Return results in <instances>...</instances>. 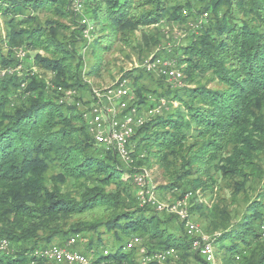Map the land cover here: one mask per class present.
<instances>
[{
	"label": "trees",
	"instance_id": "obj_1",
	"mask_svg": "<svg viewBox=\"0 0 264 264\" xmlns=\"http://www.w3.org/2000/svg\"><path fill=\"white\" fill-rule=\"evenodd\" d=\"M85 14L91 40L71 0H0V264H66L36 252L76 235L91 264H139L135 236L148 253L175 248V264L202 261L177 215L141 204L134 175L155 167L156 190L169 203L189 196L221 264H264V0H86ZM191 21L184 41L154 52L163 24ZM116 49L183 74L173 87L120 68L99 89L129 80L138 114L165 102L135 129L130 163L96 143L85 117L87 77Z\"/></svg>",
	"mask_w": 264,
	"mask_h": 264
},
{
	"label": "built area",
	"instance_id": "obj_2",
	"mask_svg": "<svg viewBox=\"0 0 264 264\" xmlns=\"http://www.w3.org/2000/svg\"><path fill=\"white\" fill-rule=\"evenodd\" d=\"M71 7L75 14L80 17L79 22L83 27L84 37L91 40L93 26L85 14L86 0H71ZM183 14L187 15L188 13L184 11ZM207 17L208 13H204L201 21L206 20ZM193 27L197 28L198 24H193ZM20 55L23 57L24 53L22 52ZM141 66L147 72L163 76L168 81L182 83L183 74L181 70L169 59L150 56L143 61ZM70 95L71 92H67V96ZM92 99L94 102L85 117L96 143L112 150L125 163H130L128 145L135 129L143 125L149 117L160 113L165 102L162 101L158 107L138 114L136 107L130 108V101L134 99V95L126 79L114 88L104 91L94 90ZM149 178L147 170L134 175V182L138 187V198L142 205L151 204L158 211L175 214L184 222L187 235L193 238L192 250L197 252L202 259L200 262L187 261L185 264H220L215 245L210 241L211 237L205 234L200 225L190 217L187 207L189 196L175 203L161 202L156 199L154 192L149 188ZM82 240L80 235H76L71 237L64 246L52 245L36 253L55 263L91 264L89 258L74 249L75 245ZM0 246L5 250L8 248V243L3 241ZM135 247L139 249V264H175V261L179 260L178 251L175 248L148 253L147 249L142 246V239L139 236L133 237L127 244L128 249Z\"/></svg>",
	"mask_w": 264,
	"mask_h": 264
},
{
	"label": "rangeland",
	"instance_id": "obj_3",
	"mask_svg": "<svg viewBox=\"0 0 264 264\" xmlns=\"http://www.w3.org/2000/svg\"><path fill=\"white\" fill-rule=\"evenodd\" d=\"M193 22L194 21H191L190 23H188L187 27H184V28H179L177 26L171 27L167 24H163L161 26V30H163V33L165 34V39H164L163 45L157 46L154 52H156L161 47L163 48L168 47V49H170L174 44H179L180 42L184 41L187 34L191 32V28L193 27V24H194ZM126 52L129 53V57H126L124 54L118 52L117 49L114 52L106 55L105 59L108 62V65H107L108 67L103 65L99 76L87 77L92 89L99 90L102 88H107L111 86L112 84L116 83V81L124 73V71L123 72L120 71V68H123L125 70H130L132 68L139 67L142 65V63L138 61L136 55L132 51L126 49ZM151 54H153V52ZM28 63L32 65L31 67L35 71H38V72L40 71L39 68L33 65L32 59L28 60ZM19 68L20 67L16 68V70H13V71L16 72L19 70ZM128 84L129 86L131 84L129 80H128ZM166 84H170L173 87L184 85L183 82L180 84V83L171 82L168 80H166ZM91 97H92L91 94L85 93V97H84L85 99L87 98L89 99ZM148 173L150 176L149 188L154 192L156 199L159 201H163L165 203H169L167 202V200L170 199V195L169 194L165 196L163 194L160 195L159 191L156 190V187L159 186V184H161L162 182L161 171L157 167H155L152 170H149ZM224 195L227 197L228 193H225ZM200 199L206 202H208L209 200L208 198H203L202 196H200ZM211 204L212 203L210 202L209 205ZM197 219L198 218H194V220L200 226H202V223L198 221ZM214 247H215V251L217 252V247L216 246ZM218 259L220 260V253H219ZM220 264H221V261H220Z\"/></svg>",
	"mask_w": 264,
	"mask_h": 264
}]
</instances>
